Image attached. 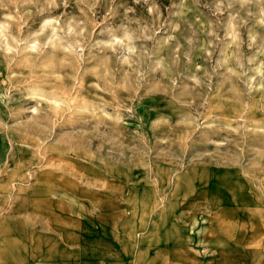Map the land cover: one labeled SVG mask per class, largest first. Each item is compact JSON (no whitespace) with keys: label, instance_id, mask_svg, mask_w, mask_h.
I'll return each instance as SVG.
<instances>
[{"label":"rangeland","instance_id":"1","mask_svg":"<svg viewBox=\"0 0 264 264\" xmlns=\"http://www.w3.org/2000/svg\"><path fill=\"white\" fill-rule=\"evenodd\" d=\"M0 264H264V0H0Z\"/></svg>","mask_w":264,"mask_h":264}]
</instances>
